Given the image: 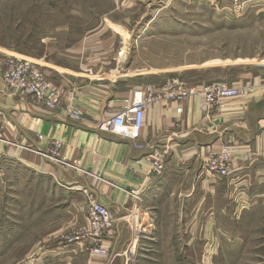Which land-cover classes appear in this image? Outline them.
<instances>
[{
	"label": "crops",
	"instance_id": "obj_1",
	"mask_svg": "<svg viewBox=\"0 0 264 264\" xmlns=\"http://www.w3.org/2000/svg\"><path fill=\"white\" fill-rule=\"evenodd\" d=\"M205 2L213 4V0ZM105 30L91 33L82 44L60 55L58 62L41 65L43 75L64 89L60 106L53 111L11 94L0 68V117L2 136L7 141L0 144L2 206L16 204L23 220H32L35 226L63 229L83 225L88 204L99 203L113 217V226L101 241L108 257L85 253L86 264H130L135 257L123 250L133 208L127 192L140 188L144 194L142 211L148 217L155 216L156 227H190L196 242L201 240L197 229L204 227L202 239L211 245L223 242L212 231L222 227L227 261L264 264V80L250 79L244 73L238 82L248 88L245 92L209 107L197 98L185 103H153L146 109L143 129L135 142L100 132L98 125L118 113L134 92L148 85L161 88L173 73L169 66H161L144 75V66L132 62L133 70L126 79L105 76L102 73L115 67L118 60L116 33L101 38ZM1 55L14 56L8 51ZM222 68L226 67L187 66L179 71L178 78L191 71L216 75ZM203 79L186 84L197 87L203 85ZM207 81L223 82L215 78ZM178 108L181 114L176 112ZM69 111H77L80 118L71 119ZM183 133L187 135L180 137ZM53 140L62 143L63 158L78 160L87 173L66 169L36 153L46 152ZM225 143L232 145L234 172L212 180L205 173L204 161ZM161 152L166 153V159L159 179L152 168ZM176 174L186 179L179 186L186 192H179L176 199L172 193L162 202L161 196L168 193ZM172 216L174 224L168 223ZM43 220L48 225L40 224ZM52 243L57 245L56 251L62 249L55 240ZM88 247L83 243L65 248L60 259L82 260L85 255L80 250L88 251ZM75 250L76 255L72 254ZM212 252L200 258L216 259L218 255L213 254L218 251Z\"/></svg>",
	"mask_w": 264,
	"mask_h": 264
},
{
	"label": "rangeland",
	"instance_id": "obj_2",
	"mask_svg": "<svg viewBox=\"0 0 264 264\" xmlns=\"http://www.w3.org/2000/svg\"><path fill=\"white\" fill-rule=\"evenodd\" d=\"M205 1L0 0V52L8 51L15 57L27 59L41 70L44 63L58 62L60 55L67 50L82 44L83 40L97 31L106 29L101 32V38H105L107 33H116L115 44L118 48L115 57L118 60L115 67L102 71V74L114 79L129 77L133 70L130 66L136 62L144 66L141 69L144 75L152 68L169 66L171 72L175 73L170 74V79H179L185 83L206 77L203 85L209 82V78L229 83V86L233 82L238 85V79L244 73L249 74L250 79L264 80V0H253V4L239 14L220 7L230 5L227 0H213V4ZM219 10L225 11L227 15ZM201 65L226 68L216 72V75L191 71L178 78L179 71L185 70L187 66ZM239 84L244 92L248 89L245 84ZM163 170L154 174L160 179ZM185 181L182 175L176 174L168 193L161 196L162 202H167L172 193L175 199L179 192L185 193L184 188H179ZM1 200L0 264H86L85 253L108 257L107 249L101 241L112 228L113 217L110 227L98 237H92L87 217L83 225L73 224L69 228L39 227L32 220H23L21 213L16 210V204H4L8 209L3 210L5 207ZM141 204L139 213L142 225L137 229L131 221L123 247V250L133 253L135 257L130 264L244 262L225 259L226 234H223L225 229L222 227L212 229L221 237L222 243H204V227L197 229V237L201 240L196 242L197 238L190 227H156L155 216L144 214ZM133 212L132 208L131 214ZM159 213L164 214L161 211ZM205 216L208 217V212ZM61 219L59 213L57 221L60 223ZM173 221L174 216L168 223L174 224ZM40 224L48 225L44 220ZM63 236L84 237L70 245L73 248L88 243V251L85 248L80 250L84 253L81 255H85L82 260L74 261L72 258L67 262L61 261L63 251L71 247L63 249L59 245L62 249L56 251L57 245L52 241L59 244L63 242ZM94 250H101L104 254L94 253ZM211 251H218L217 254L212 252L218 255L216 259L200 258L209 255ZM245 262L251 264L252 261Z\"/></svg>",
	"mask_w": 264,
	"mask_h": 264
},
{
	"label": "built area",
	"instance_id": "obj_3",
	"mask_svg": "<svg viewBox=\"0 0 264 264\" xmlns=\"http://www.w3.org/2000/svg\"><path fill=\"white\" fill-rule=\"evenodd\" d=\"M230 5H221L232 10L234 14L244 13L243 11L252 3L253 0H227ZM223 15L227 13L219 10ZM0 68L2 69V81L7 90L13 95H19L31 99L37 105L55 110L60 106L64 89L61 86L54 85L47 77L43 75L37 65L31 61L15 56H0ZM244 89L241 86L228 85L223 82H211L200 86H189L179 79H169L161 88H154L151 85L133 93L131 100L115 115L105 119L98 125V131L105 132L114 136L122 137L129 141H137L140 138L144 125V117L147 107L156 102H174L185 103L191 99H200L205 107L218 104L221 100H231L238 98ZM1 95V93H0ZM177 113L181 114L182 109L178 108ZM71 119L78 120L80 115L77 111H69ZM187 133L180 134L185 137ZM41 139V137H38ZM2 136V119L0 117V144L6 143ZM62 143L53 140L46 152L36 151L43 159L70 169L75 172L86 174L78 160L68 161L61 156ZM232 145L223 144L218 151L210 152L204 161V170L209 178L224 179L231 176L234 172L231 160ZM166 159V153L161 152L156 155L153 161L152 171L159 174L163 168ZM133 203L134 212L131 214V221L137 228V215L139 213V204L142 201L140 188L131 189L127 192ZM86 217L90 227V235L98 237L105 229L110 227L112 216L109 210L99 203H89L86 209ZM141 226H139L140 228ZM138 229V228H137ZM84 239L63 236V242L58 245L66 248L71 244ZM94 253L104 254L101 250H94Z\"/></svg>",
	"mask_w": 264,
	"mask_h": 264
},
{
	"label": "bare ground",
	"instance_id": "obj_4",
	"mask_svg": "<svg viewBox=\"0 0 264 264\" xmlns=\"http://www.w3.org/2000/svg\"><path fill=\"white\" fill-rule=\"evenodd\" d=\"M137 221H138V223L135 226H137V228H139V226L142 225V222L140 223V216H138V215H137Z\"/></svg>",
	"mask_w": 264,
	"mask_h": 264
}]
</instances>
